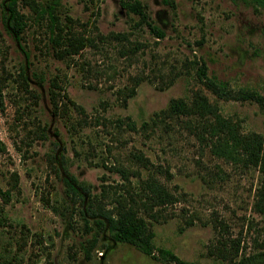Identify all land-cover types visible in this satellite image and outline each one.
<instances>
[{"label":"rangeland","instance_id":"1","mask_svg":"<svg viewBox=\"0 0 264 264\" xmlns=\"http://www.w3.org/2000/svg\"><path fill=\"white\" fill-rule=\"evenodd\" d=\"M7 1L0 0V187L11 188L15 175L16 183L10 200L0 203L7 218L0 254L16 256L9 264H170L113 242L106 230L84 258L94 229L64 194L66 173L98 198L102 185L105 208L118 197L133 199L153 246L181 260L219 264L221 244L233 247L234 240L236 259L264 253V215L253 210L259 172L213 155L194 121L160 113L170 99L188 102L198 92L241 132L259 133L264 142L263 107L218 99L199 80L204 64L208 78L264 96V8L250 0H136L162 30L156 37L120 0H58L61 23L69 17L71 32L89 41L57 59L47 49L46 16L36 17L29 3L51 0H17L25 21L18 40L5 29ZM52 79L59 103L67 104L60 116L49 108ZM44 124L47 138L39 140ZM151 178L172 202L146 197L140 187ZM256 264H264V255Z\"/></svg>","mask_w":264,"mask_h":264},{"label":"trees","instance_id":"2","mask_svg":"<svg viewBox=\"0 0 264 264\" xmlns=\"http://www.w3.org/2000/svg\"><path fill=\"white\" fill-rule=\"evenodd\" d=\"M254 6L264 8V0H250ZM28 3V1H26ZM17 0H8L3 4L4 10V25L7 33L15 40L21 36V32L25 26V21L22 20L21 14L16 7ZM33 4L36 17L41 18L46 16L47 49L51 50L54 58L63 59L76 54L82 49L89 39L83 37H76L70 28L71 19L65 17L67 23H61L60 19L55 15V7L58 0H51L49 3H34ZM119 4L122 8L139 16L141 22H145L148 29L156 36L162 37L161 29L147 21V16L144 12L143 6L136 0L129 2L120 0ZM200 79L205 88H207L216 98L222 100H240L253 101L263 107L264 96L252 89H233L223 82L215 81L208 78L204 74V64L199 67ZM23 72V70H22ZM27 79L26 72L22 75V81L25 83ZM31 79L36 84H41L42 79L36 73H31ZM51 89H48V100L50 112L53 115H59L66 111L67 104L59 103V94L54 91L58 88L56 80H51ZM133 93L130 91L128 96ZM37 95V94H36ZM63 97H66L64 94ZM73 105L72 102L68 101ZM2 106V92L0 90V107ZM163 117L182 118L186 123L194 121L199 127L198 133L204 137L209 151L217 158L226 159L232 163H236L245 168H253L259 172V183L255 189L253 210L256 213L264 215V142L262 136L256 132L243 133L239 130L236 124L230 118L223 117L214 103L196 92L190 101L185 102L180 98H173L169 100L168 106L165 110L160 112ZM47 126L40 127L38 133L35 135L37 139L44 140L47 138ZM53 161L57 162L55 155L50 156ZM61 161V159H60ZM62 163V162H61ZM58 168V167H57ZM56 168V169H57ZM125 169H120L121 175L125 174ZM66 173V172H65ZM63 178L64 194L69 197L71 203L78 202L81 206L80 214L88 226L90 222L93 226V234L91 238L85 239L83 243V256L88 259L90 250L94 246L98 236H101L106 230L110 239L113 242L126 243L134 247L141 254L150 257L154 260H163L170 264H197L194 262L184 261L178 258L175 254L167 249H156L152 244L153 233L146 221L138 214L137 208L133 206L134 200L125 202L120 197L115 198V204L110 208H105L104 203L100 201L103 186H100L99 195L92 194L89 190V185L79 182L72 174L66 173ZM16 175L14 183L11 188L1 189L0 187V203L6 204L12 195V189L15 187ZM140 190L149 192L148 199L154 204L163 205L173 201V197L169 194L166 188L157 180L151 178L145 180L143 187ZM7 221L2 206H0V226H3ZM220 227L224 230V223L220 222ZM232 245L225 247V243L221 244L220 254L223 262L219 264H256L260 256L264 253H257L256 255L237 257L239 240ZM8 251V250H7ZM157 253H155V252ZM16 256L11 257L14 259ZM0 264H9L12 259L6 257L5 254H0ZM225 260V261H224Z\"/></svg>","mask_w":264,"mask_h":264}]
</instances>
